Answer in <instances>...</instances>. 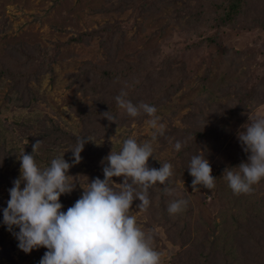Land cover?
Here are the masks:
<instances>
[{
    "label": "rangeland",
    "instance_id": "rangeland-1",
    "mask_svg": "<svg viewBox=\"0 0 264 264\" xmlns=\"http://www.w3.org/2000/svg\"><path fill=\"white\" fill-rule=\"evenodd\" d=\"M121 1L0 0V69L9 67L18 77L25 75L19 86L26 87L31 97L29 104L23 103L13 82L0 77V264H39L47 251L39 247L25 253L13 235L19 229L14 226L10 232L3 223L8 190L21 174L17 154L22 149L31 154L33 144L41 140L34 156L42 167L65 151V160L71 163L73 159L56 133L45 135L47 128L57 126L74 141L89 135L100 143H86L84 150L92 160L81 153V162L69 169L68 174L77 180L76 188L60 196L62 211L75 203L77 191L104 176L106 164L96 159L99 153L107 156L112 148L120 151L127 137L151 140L154 130L146 114L131 117L120 109L110 112L116 123L105 118L93 124L76 113V106L89 114L97 109L108 111L122 89L128 91L142 78L134 74L131 81L102 82L91 77L88 85L98 88L84 92L81 74L111 68L123 76L128 65L138 62L149 76L131 101L155 106L166 125L164 135L152 141L158 160L150 157L148 164L157 169L163 163L172 164L174 174L167 186L175 193L166 195L165 185L157 182L148 195L151 205L146 210L137 208L140 201L136 199L130 214L142 229L153 231L154 246L163 253L162 264H205L211 246L218 257L210 264H256L255 260L264 264V233L255 229H264V179L253 185V193L236 195L223 175L226 168L238 166L245 153L238 132L249 116L264 117V28L252 24L257 18L264 23V16L259 15L264 1H253L255 9L249 10L253 19L223 28L215 43L205 39L212 30L188 23L186 10L198 7L199 0H167L153 11L123 8ZM113 23L122 29L113 35L110 49L99 35L74 41L79 33ZM211 119L215 122L204 124ZM199 122L215 127L211 141L205 139L198 154L207 156L216 180L211 190L198 185L199 191H193L186 166L196 151L187 154L185 130ZM218 125L223 129L218 130ZM176 141L184 145L181 152L174 149ZM112 179L123 182V177ZM177 198L187 199L188 205L180 213L169 214L168 205ZM165 210L170 229L163 225ZM248 232L254 238H243ZM189 251L199 254L194 261L188 259Z\"/></svg>",
    "mask_w": 264,
    "mask_h": 264
},
{
    "label": "clouds",
    "instance_id": "clouds-1",
    "mask_svg": "<svg viewBox=\"0 0 264 264\" xmlns=\"http://www.w3.org/2000/svg\"><path fill=\"white\" fill-rule=\"evenodd\" d=\"M126 97L127 92L122 89L115 97L117 105L131 117H150L147 123L154 130L151 140L127 137L122 140L120 151L112 148L104 158V178L96 177L87 187L81 186L80 198L66 211L61 210L60 196L75 190L77 181L68 174L69 169L81 162L86 143H100L89 135L78 136L75 147L67 150L72 152L71 163L65 160V151L44 167L38 165L34 156L41 140L33 144L31 154L24 149L17 154L21 174L8 190L10 199L3 209V223L10 232L14 226L19 229L13 235L25 253L39 247L47 249L39 264H162L163 253L154 246L153 231L142 229L130 210L136 199L140 201L137 208L147 209L148 190L157 182L165 185L166 195L175 193L174 188L167 186L174 174L172 164L163 163L159 169L148 164L150 157L157 159L152 141L157 135H164L166 125L155 106L133 104ZM101 114L116 123V116L109 111ZM242 129L238 140L243 150L250 153L247 162L232 167L238 171L226 168L223 173L236 195L253 193V185L264 179V117L249 116ZM183 146L176 141L174 149L179 152ZM187 167L193 177V191H199L198 185L208 190L215 187L216 178L204 155H193ZM113 177H123V182L116 183ZM187 205V199L177 198L169 203L167 211L177 214Z\"/></svg>",
    "mask_w": 264,
    "mask_h": 264
},
{
    "label": "trees",
    "instance_id": "trees-1",
    "mask_svg": "<svg viewBox=\"0 0 264 264\" xmlns=\"http://www.w3.org/2000/svg\"><path fill=\"white\" fill-rule=\"evenodd\" d=\"M253 1L255 0H199L200 5L198 7H196L194 10L193 8H188L186 10V14L189 18L188 23L191 25V27H202L209 31L212 30L213 34L208 35L207 37H205V39L208 41V43H215L217 41L216 37H218L219 33L222 31L223 28L234 27L237 24H240L243 21V19L246 21H248L249 18L253 19L251 18L250 12H249L250 9H252V11H254L255 9V5L252 4ZM128 2L129 4L123 0L119 4L123 6V8L130 7L135 10L137 9L139 11H144V10L153 11V9H158L159 6L167 2V0H128ZM259 15L264 16V8H261L259 10ZM252 24L253 25L259 24L261 25L262 28H264V23H262V21L259 20V18H257L255 20V23H252ZM119 27L120 26L117 23H113L112 25L110 24V25L99 27V28H95L89 32L79 33L77 36L74 37V41L82 42L86 40V38L99 35L100 37L103 38L101 43L107 46L108 49H110L111 39L113 35L121 31L122 29ZM120 34L122 33L120 32ZM134 74L139 75V76L142 74V78L139 79L138 82L136 83L133 82L129 90L128 91L126 90L127 92L126 98L129 100H132V97L137 94L136 89L138 85H141L143 82V79L146 80L147 77L149 76L148 70H145V67H142L140 62L136 63L134 66H132V64L128 65L127 70L123 76L121 75L118 76V71L113 70L111 68H101V69L96 70V72H94L93 74H89L88 71H85L83 74H81L79 82L80 84L82 83L84 84L85 88L82 89L83 91L85 90L84 92L88 91V89L94 91L95 89L98 88V86L88 85V81L90 80L91 77L98 78L99 80H102V82L104 81L107 82L111 79H117L119 81L121 80L131 81L134 77L133 76ZM18 75L19 74L16 70L15 71L13 69L11 70L9 67L0 69V77L5 76L6 78L10 79V81L13 82L12 87L14 89L17 88L18 92L21 94L20 96L21 98L19 97V99H21L23 103L29 104L31 101V97H29L30 91H28L27 88L24 86H23V89H20V86H19L20 79H25L24 77L25 75L24 76L22 75L19 77ZM29 76H30V73H29ZM223 80L225 79L223 78L221 81ZM76 108H77L76 113L78 115L83 116L82 118H88L90 122H92L93 124L102 123L105 120V117H102L101 113L106 112V111L97 109L96 111H93L89 114V113H86V111H84L81 106H76ZM109 108H110L108 109L109 112H116L122 109L117 105L116 102L114 105L111 104ZM229 109L231 110L233 108H229ZM229 116H230V113H229ZM212 121H214V119L207 120L204 122V124L206 125L207 122H212ZM219 127H217L218 130H220L221 128L223 129V126H219ZM98 131L99 130L97 129L93 133H97ZM185 132L187 135V148H185L187 150V154H189V150H192V151H196V154L194 155H198V149L202 146L204 140L206 139L207 143H209L211 141L210 136L215 134L216 131H215V127L202 126V122H199L197 126H193L192 128H187ZM44 133L45 135H53L54 133H56L57 135H55V137H58L60 139V141L62 142L64 147L67 148V150L75 147L76 142H77V141H74V137L72 135H68L66 132L62 131L57 126H51L50 128H47ZM185 149H183V152H185ZM67 152L72 153L71 151H67ZM81 153L82 155H84L83 157L92 160L91 158H89L90 153L88 150L83 149ZM201 154L203 155V153ZM101 155L102 154L99 153L96 159L100 157V159L103 161V164H106V161H104V158L106 156H101ZM248 155H250V153H246V152L243 153V156L241 157L239 164L241 162H247ZM204 156L207 157L206 155ZM190 159L189 161H187V166L190 163ZM186 173H187V179L192 180L193 177L189 174L188 167H187ZM103 178L104 176L100 175V179H103ZM82 192L83 190L77 191V193L79 194L78 196L75 195L76 199L80 198ZM151 193H152V188L148 190V195H150ZM150 205H151V202H150ZM163 215H164V221H165L163 222L164 223L163 225H166V228L170 229L171 224L169 225L166 224V223H170L167 220L168 216L166 215V210L164 211ZM255 229L257 231H262V233H264V229H258V228H255ZM249 234L250 233L248 232L246 236H244L243 238H246L247 236L248 238L249 237L254 238V236H251ZM213 244L214 243H212V245ZM197 255L199 254H196L195 252H191V251L187 252V257L190 261H194L193 259L196 258ZM217 257H218V254L213 252V246H211L209 250L206 252V255L204 256L205 264L214 263V259ZM255 263L259 264V260H255Z\"/></svg>",
    "mask_w": 264,
    "mask_h": 264
}]
</instances>
